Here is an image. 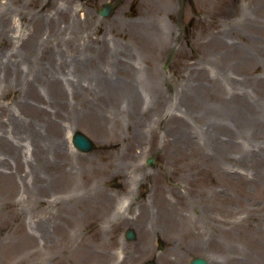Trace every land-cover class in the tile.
Masks as SVG:
<instances>
[{"label":"rangeland","instance_id":"obj_1","mask_svg":"<svg viewBox=\"0 0 264 264\" xmlns=\"http://www.w3.org/2000/svg\"><path fill=\"white\" fill-rule=\"evenodd\" d=\"M107 1L0 0V9L9 6L14 16L9 38L0 40V56L21 60L25 72L26 63L31 67L36 59V82L31 72L28 80L24 73L6 78L0 72L1 169L13 163L9 140L19 141L25 161L14 185L0 179V264H143L149 259L155 264H190L194 256H205L210 264H263L264 0H115V13L104 17L98 10ZM160 3L163 8L157 10ZM158 25L167 41L161 49L146 50L136 42L156 35L153 27ZM34 26L36 52L25 51L20 46L26 45ZM107 44L114 45L115 53L105 49ZM122 46L132 52H123ZM121 55L135 62L142 105L154 107L146 118L132 116L125 95L119 100L122 111L115 115L108 100V113L120 121L115 131L113 120H106L109 138L95 119L87 121L82 113L83 90L78 85L89 84L92 98L101 100L106 90L97 81L101 67L115 81L128 78ZM146 66L148 77L142 72ZM53 70L67 77L59 80L62 96H55L46 79ZM235 78L239 82L231 84ZM210 88L223 97H204L206 109L213 111L202 119L199 92ZM76 91L82 94L76 97ZM236 94L247 99L236 100ZM189 107V122L181 124L187 138L182 142L190 147L185 150L177 142V129L162 118L175 110L183 117ZM221 116L227 129L212 139L205 128L215 133L220 126L211 124ZM76 130L95 141L92 151L71 145L67 133ZM35 136L39 150L31 141ZM128 138L136 163L151 177L130 165L125 175L94 172L105 159L103 151L114 143L116 150L125 148ZM52 140L62 142L64 155L58 161L50 152ZM204 149L209 160L203 159ZM151 156L152 165L147 163ZM191 165L214 168L207 175V170L198 171V193L183 178ZM96 183L105 189L101 196ZM4 185L14 187L13 192ZM129 189L136 193L129 194ZM182 194L191 202L185 212L198 214V223L202 221L198 227L205 234L198 237V245L192 240L181 247L183 236L172 235L176 208L185 204ZM221 194L225 201L219 200ZM12 216L16 218L3 219ZM128 228L136 231L135 239H126ZM30 234L33 237L27 238Z\"/></svg>","mask_w":264,"mask_h":264},{"label":"bare ground","instance_id":"obj_2","mask_svg":"<svg viewBox=\"0 0 264 264\" xmlns=\"http://www.w3.org/2000/svg\"><path fill=\"white\" fill-rule=\"evenodd\" d=\"M150 2H152V0H150ZM163 2H164V0H163ZM158 7H159V10H161L163 8V6H161V3L159 4V6H157V10H158ZM11 9L12 8L9 6L8 7L6 6L4 9H2V8L0 9V40H3V41H7V39L10 36L11 24H12L11 21H12V18L14 17L13 11ZM57 13L60 14L61 10L58 9ZM19 14H20V17L24 18V15H22L21 13H19ZM153 31L156 35H154L152 37H144L142 35L143 37H139V39H141V40H137L136 42H138V43L142 42L143 44H145L146 45V47L144 45L145 49L146 48L147 49H154L155 51H157V50L161 49L164 46V44H167V41L164 39V36H163V32H164L163 27H161L159 25L155 26V27H153ZM140 34H143V32ZM24 44H25V42H23L21 44V46H20L21 49H23L25 51H26V49L31 50V51L35 50V52H36V27L35 26H34V29L29 32L28 39L26 40V45H24ZM105 49H108V51L111 50L112 53H115L114 45L109 46L107 44V46H105ZM122 51L125 53H131L132 49L130 51H127L122 46ZM118 56H119V54H118ZM105 59L108 60V57L105 56ZM120 59H121L122 69L124 70L125 74L127 75V76L125 75V77H128V78L126 80L115 81L114 78L110 75V73L107 74L104 70H102V67H101L99 69V71H101L102 78H99L97 81H98V83L100 82V84L102 82L103 89H106L104 91V94H101V96H102L101 100L96 101L94 98H92V96H93L92 87H90L89 84L79 83V85H78L79 88L83 90V99L80 101L82 113L88 115L87 121L91 120V119H95L99 123V125L102 127V129L104 130L103 131L104 135H107L109 138H111L112 136H110L109 131L105 128V122H106V120H108L109 122L110 121L112 122V120H113V122L115 124L114 125L115 128L112 130L117 131V128L119 127L118 124L120 121L118 120L119 117H117L115 115L119 114V112L122 111L121 106L119 104V100L123 99V97L125 95H127V100H128L127 109L133 113L132 116H135V114H138V116H142V118H146L147 114H149L154 107V105H152L150 107L146 106L147 102H145L146 99H144V98H143V100L146 103L145 106H143L141 103L142 98L137 92L136 82H135V72L137 71L135 64H134L135 62H133V60L130 57H128V56L125 57L124 55H121ZM21 64H23V62L19 59H13V57H9V56L5 57V55L0 56V72L3 73V77L5 76L6 78H8L10 76V74L13 73V74H15V77L17 76L19 78V76H22V74L24 73V74H26L25 75L26 80H28V74L31 72L34 75L33 79H31V81L36 82V59H33V63L31 64V67L29 66L28 63H26V66H27L26 72L22 68ZM42 69H45V67H42ZM61 72L62 71L56 72L53 70V71H49V74H47L49 76L46 79L49 80L50 86L52 87L54 92H56L55 96L64 95V89H63V87L59 86V80L60 79L62 80L63 79L62 77H66V75L64 73H61ZM142 72H145V74L148 77L147 66L142 70ZM203 79L210 81L211 83L214 82V79H209V78L208 79L203 78ZM29 81H26V82L29 83ZM238 82L239 81L236 78L231 79V84L232 83H238ZM237 85L238 84H236L235 86H237ZM223 87L225 88L226 86H223ZM197 88L200 91H204V89L201 88L200 86ZM213 88H215V86ZM213 88L206 90L205 93H201L198 90L200 98H202V99H200L201 101L199 102L201 105V108H203L202 109L203 113L200 115V118L202 117V119L205 118L209 112L213 111L210 109H206V107H205L206 103L205 102L207 100L204 97H209V98L212 97V98H219V99H221L223 97V96L216 94L215 92H211V89H213ZM225 90H226V88H225ZM80 92L76 91L75 96L76 97L80 96L82 94ZM234 98L236 100H239V101L240 100L245 101L247 99V95L246 94H236V95H234ZM35 100H36V95H35ZM108 100L111 102L110 105L113 106V108H115V113H116L115 115L108 113V104H107ZM202 100H204V101L202 102ZM141 105L143 106V108H145L144 110L140 109V108H142ZM237 105H239V104H237ZM82 106H88L89 108H82ZM194 106L196 109V107H198V102L194 103ZM176 109H178V108H176ZM191 110L193 112L192 107H189L188 109H186L184 111L185 115L183 117L177 110H175V112L172 113L173 116L172 115L171 116L163 115V118H162L163 122L165 121V122H167L168 125L171 124V127H175L177 129V133H176L177 142L185 150L190 149V147H185V145L182 142V139L187 140V138H186V134L184 132H182L181 124L185 123V122L186 123L189 122L186 118V115L190 114ZM222 114H226V113L223 112ZM254 117L256 119H258V123L261 122L259 120V117H257V116H254ZM224 118H225V116H221L219 120L212 122L211 126L212 125L213 126L214 125L220 126V128L217 129L215 131V133L214 132L212 133V131H211L212 129H210V127H208L207 129L205 128V132L209 133V136L211 138L213 136H214L213 138H217V139L220 138L224 129L225 128L227 129V126L223 125L220 122ZM230 122H231V120H230ZM171 129L172 128H170V130ZM140 131H142V130L140 129ZM153 131H156V129H153ZM153 135H155V134H153ZM67 136H68V139L70 142L71 136H70L69 132L67 133ZM153 137H155V136H153ZM129 139H130V141H129ZM223 139L227 143V139L226 138H223ZM31 141L33 142L35 150L41 149V148L38 149V147L41 146V142L39 141V138L37 136L32 137ZM127 141H126L125 148H122L121 150H116L118 145L115 143L110 148H108L107 150H104L103 154H104L105 159L102 161L101 165L96 167V170L94 172L102 173L104 175V177H106L108 175H112V176L125 175L126 169H128L127 167L130 165L132 170H134V169H138L139 171L143 170L144 176L151 177V175H152L151 173H148L147 170H145L142 165L136 163V158H137V157H135L136 151L134 149L133 150L130 149L133 146V141L131 140V138H128ZM7 145L10 148V150L12 151V154L10 155V157L11 158L13 157L14 166H13L12 161L8 160L11 165L9 166V168H7V170L3 171L1 169V167H3L2 162L4 160L0 161V179H4V180L7 179L11 183V185H14L16 179L18 178V175H20L21 169L24 168L25 161L21 156V147L19 145L18 140L17 141L9 140L7 142ZM196 145H198V143ZM192 147H195V146H192ZM201 147L198 146V149H200ZM61 148H62V142L52 140L50 152H51L54 160H56V161L61 159V155H64L62 153ZM196 152L198 154V151H196ZM215 153H216V151H215ZM218 153L224 154V153H226V151L224 149H218ZM202 154L204 155L203 159L209 160V155H208V152L206 151V149L203 150ZM36 155H37V152H36ZM214 155H216V154H214V152H213V157H214ZM191 166H193V165H191ZM208 169L210 171L214 170V168L209 166V165H203L199 169H198V165L193 166V168H191V169L186 168L183 178H185V181L187 182L189 187L198 193V178H199L198 177V171H202V173H204L205 170H207V172H206V175H207L208 172H210ZM36 178L40 179L41 176H38ZM100 179L101 178L97 179L96 181H100ZM204 182H205V180H204ZM94 186L99 188L98 192L101 196V193L104 192L105 189L98 183L94 184ZM5 187L8 189L7 191L9 193L13 192L12 188H14V187H12L10 185H7V186L4 185V188ZM127 192L129 194H135L136 193V191L135 190L132 191V189H129ZM183 197H184L183 200H185V204H184V206L179 205V208H176L177 222L175 224H173L174 231H173L172 235L179 234L181 236V238L183 236L182 240H184V242L181 243L182 244L181 247L183 245H188V243L191 242L192 240L194 241L195 244L198 245V237L202 238L205 234L204 233L205 231H202L198 227V226L202 225V221H199V223H198V214H196L193 217L190 214H188L187 212H185L186 208L189 205H191V202L189 204L186 197L184 195H183ZM125 198H127V197H125ZM226 199H227V197L224 194L219 195L220 201H225ZM163 202H166L165 199H163ZM132 203H133V200L130 201L129 205H131ZM142 204L146 206L147 202L145 201ZM171 206H173V205L171 204ZM141 209H142V207H141ZM202 216H204V215H202ZM13 218H16V216L3 217L5 222H8ZM150 219H151V217L149 218V220ZM218 220H219V222H222V219L219 218ZM224 223L225 222L219 223V224L222 225ZM146 230H147V232H150V229L148 226H147ZM31 236L33 237V235L30 234L27 236V238H30ZM215 236H216L215 234L212 235V237H215ZM135 252H136V250H135ZM65 256L66 255H64L62 257V259H64ZM127 257H128V255H127ZM242 264H245V263H242Z\"/></svg>","mask_w":264,"mask_h":264},{"label":"water","instance_id":"obj_3","mask_svg":"<svg viewBox=\"0 0 264 264\" xmlns=\"http://www.w3.org/2000/svg\"><path fill=\"white\" fill-rule=\"evenodd\" d=\"M113 10L112 5L105 4L100 10L99 13L107 16L109 15ZM74 144L82 151H90L93 148V141L85 135L81 131H77L74 136ZM127 237L128 238H134L135 237V232L133 229H129L127 231ZM145 264H154L153 261H148ZM191 264H208V261L206 258L198 256L195 257L191 260Z\"/></svg>","mask_w":264,"mask_h":264}]
</instances>
